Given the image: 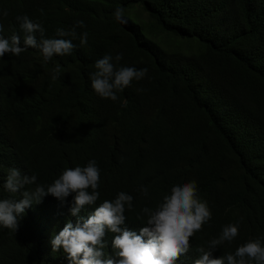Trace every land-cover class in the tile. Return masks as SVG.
<instances>
[{"label":"trees","instance_id":"obj_1","mask_svg":"<svg viewBox=\"0 0 264 264\" xmlns=\"http://www.w3.org/2000/svg\"><path fill=\"white\" fill-rule=\"evenodd\" d=\"M134 5L147 13L143 25L126 13L127 23L116 20L118 7ZM24 15L39 20L46 38L78 20L86 27L76 28L71 56L45 63L28 49L0 59V199L19 198L2 187L11 168L49 185L95 159L100 197L81 211L85 219L123 191L133 196L125 226L139 233L144 207L195 181L212 218L177 264H194L197 247L228 224L238 223L239 235L212 258L249 240L264 243V0H0L2 35L23 36L16 17ZM120 53L117 67L148 72L116 101L102 99L89 74L97 60ZM74 195L63 203L48 195L26 208L16 232L0 228V264H72L50 241L78 219L70 214ZM104 239L115 258L113 234Z\"/></svg>","mask_w":264,"mask_h":264},{"label":"clouds","instance_id":"obj_2","mask_svg":"<svg viewBox=\"0 0 264 264\" xmlns=\"http://www.w3.org/2000/svg\"><path fill=\"white\" fill-rule=\"evenodd\" d=\"M3 16H8L7 10L3 11ZM114 16L117 21L127 23L123 7H118ZM16 20L23 36L14 32L4 37V25L0 22V59L9 55L19 57L28 49L39 50L45 63L54 57L71 56L77 47L72 42L77 38L76 28L86 27L83 20H78L70 30L57 28L54 38H46L45 29L36 17L17 16ZM78 38L80 46H84L88 42V33L85 31ZM122 58V53L114 58L105 55L95 62V71L89 74V79L100 98L116 101L118 92L146 76L147 68L117 67ZM58 75L59 65L52 79L56 80ZM37 179L35 174L9 169L2 187L19 198L0 199V228L16 232L26 208L40 203L48 195L63 203L74 193L70 214L78 219L75 224L67 221L58 234L53 233L50 241L52 252L63 249L72 264H177L180 257L191 249L190 238L203 231V226L212 218L207 202L198 194L195 181L173 186L155 209L144 207L142 214L137 216L144 226L137 233L125 226V213L133 209V196L123 191L115 199L100 203L87 219L80 216L87 206L96 205L100 197V168L95 159L84 167L66 168L49 185L39 184ZM138 191L148 196L146 187L141 186ZM106 230L113 234L111 246L115 258L105 252ZM238 235V223L225 225L218 238L210 240L206 247H197L196 251L201 255L194 264H225V261L227 264H264V243L260 239L247 241L234 253L212 258L216 249L225 242L231 243Z\"/></svg>","mask_w":264,"mask_h":264},{"label":"rangeland","instance_id":"obj_3","mask_svg":"<svg viewBox=\"0 0 264 264\" xmlns=\"http://www.w3.org/2000/svg\"><path fill=\"white\" fill-rule=\"evenodd\" d=\"M125 13L132 17L139 24H144L146 21L147 13L141 8L140 5L130 6L125 10ZM144 30V29H143Z\"/></svg>","mask_w":264,"mask_h":264}]
</instances>
